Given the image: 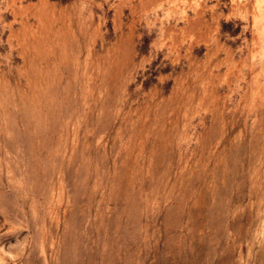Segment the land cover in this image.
<instances>
[{
  "label": "rangeland",
  "instance_id": "obj_1",
  "mask_svg": "<svg viewBox=\"0 0 264 264\" xmlns=\"http://www.w3.org/2000/svg\"><path fill=\"white\" fill-rule=\"evenodd\" d=\"M0 264H264V0H0Z\"/></svg>",
  "mask_w": 264,
  "mask_h": 264
}]
</instances>
